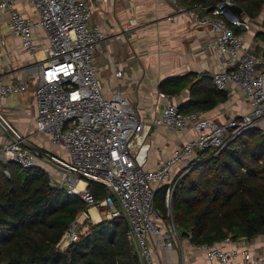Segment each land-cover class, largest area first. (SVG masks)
<instances>
[{
  "label": "built area",
  "instance_id": "obj_1",
  "mask_svg": "<svg viewBox=\"0 0 264 264\" xmlns=\"http://www.w3.org/2000/svg\"><path fill=\"white\" fill-rule=\"evenodd\" d=\"M33 16L16 9L15 0H0L1 15L7 14L8 30L21 40L22 47L36 55L39 77L34 99L37 106V133H51L53 146L65 154L53 156L30 147L29 138L19 133L8 120L3 101L22 94L29 88V79L0 86V129L4 141L0 145V163H15L24 169L53 168L49 171L52 186L69 195L81 197L87 205L63 235L58 250L66 252L79 242L88 222H94L95 209L100 221L123 219L127 223L126 239L136 247L143 264H171L167 252L183 250L184 230L174 221L175 191L182 186L185 173L202 163L201 152L217 156L240 136L251 130L264 135V56L252 54L246 34L253 23L234 10L237 0H220L204 10H182L179 0H164L174 10L186 11L193 22L209 28L212 38L205 44L216 55L220 70L213 75L214 85L226 91L230 84L238 87L249 104L239 118L215 123L199 112L183 113L172 97L160 92L166 104L151 123L140 120L134 106L116 89L106 97L95 67L97 53L106 40L104 30L91 25L93 11L84 0H28ZM43 32L47 46L39 47L35 36ZM116 78L123 76L116 71ZM152 126L182 133L194 129L197 136L177 147L170 158L157 168L146 169V143ZM195 169V168H194ZM9 177L8 170L4 171ZM60 178H57L59 177ZM101 184L105 197L98 199L90 184ZM80 184L83 188L78 189ZM178 184V185H177ZM165 188L163 215L155 206L156 191ZM219 243L196 246L203 253L202 264H230L239 254L243 264H264L263 256L242 251H225ZM180 264H189L186 259Z\"/></svg>",
  "mask_w": 264,
  "mask_h": 264
},
{
  "label": "crops",
  "instance_id": "obj_2",
  "mask_svg": "<svg viewBox=\"0 0 264 264\" xmlns=\"http://www.w3.org/2000/svg\"><path fill=\"white\" fill-rule=\"evenodd\" d=\"M15 1L19 12L33 16V6L28 0ZM84 1H88L92 7L91 25L106 33L102 51L95 58L103 93L110 97L119 88L134 106L140 120L151 123L158 117L166 104L165 100L159 98L160 92L172 97L181 110L189 108L194 83L208 78L215 87L213 75L220 70L219 61L213 51L205 48L213 35L209 28L196 25L186 11L174 10L164 0ZM179 3L182 10L198 9L201 16L207 14L204 10L212 8ZM242 18L251 19L244 12ZM8 19L7 14L0 13V86L28 79L30 83L26 92L5 98L3 107L6 116L19 133L29 138L30 147L59 157L65 154L63 148L53 146L50 132L37 133L35 127L37 66L43 56L40 53L34 55L22 47L21 40L9 32ZM253 25L252 31L246 34V42L252 54L260 57L264 54V40L256 39L262 30L258 25ZM35 39L39 47L48 44L43 32L37 33ZM116 71H122L123 76L116 78ZM224 92L227 101L212 109L189 110L186 113L199 112L203 117L222 124L248 112L249 104L238 87L230 84ZM196 136L194 129L178 133L165 127L152 126L146 141L151 148L147 153L145 168H157L171 157L177 147ZM3 141L4 134L0 129V145ZM45 169L53 175L57 174L51 167ZM184 244L183 250L167 252L171 264H180L185 259L189 264H202L203 253L187 241ZM222 248L225 251L247 248L254 256H263L264 235L252 240H232ZM230 264H243L242 255L239 254Z\"/></svg>",
  "mask_w": 264,
  "mask_h": 264
},
{
  "label": "trees",
  "instance_id": "obj_3",
  "mask_svg": "<svg viewBox=\"0 0 264 264\" xmlns=\"http://www.w3.org/2000/svg\"><path fill=\"white\" fill-rule=\"evenodd\" d=\"M179 1L206 7L220 2ZM237 7L256 19L264 13V0H237ZM235 11L242 18V13ZM227 98L210 79L203 78L191 88L190 109L181 111L212 109ZM200 158L202 163L175 191L174 221L184 230V237L201 246L264 235L262 132L251 130L217 156L201 152ZM99 192L96 197L101 199ZM164 197L165 188L156 191L158 210L163 208ZM87 208L81 197L52 186L44 169L0 163V264H143L135 246L126 239L123 219L86 223L79 242L60 252L63 235Z\"/></svg>",
  "mask_w": 264,
  "mask_h": 264
},
{
  "label": "rangeland",
  "instance_id": "obj_4",
  "mask_svg": "<svg viewBox=\"0 0 264 264\" xmlns=\"http://www.w3.org/2000/svg\"><path fill=\"white\" fill-rule=\"evenodd\" d=\"M249 21H251V22L254 23L255 25H258V27L262 30L261 34L258 36V38H257L256 40H257V41H258V40H264V13H262V14H261L259 17H257L256 19H250ZM200 159H201V158H200ZM195 165H196V167L198 166V165H197V161H194V163L192 164V166H195ZM196 167H194V168H196ZM194 168L189 169V170L185 173V175H184V177H183V180H181L180 182H183V183H184V181H185V176H186L189 172H191ZM57 175H58V174H57ZM57 178H60V176L57 177ZM183 183H182V184H183ZM177 185H178V184H177ZM91 187H92L91 190L95 193V195H96V194H99V193H100L99 191H101V195H99L100 198L102 199V198L105 197V191H104V187H103V185H101V184H96V183H92V186H91ZM159 210H160L161 214H163V215L166 214L165 205H163V208H162V209L159 208ZM99 218H100V216H99ZM102 219H103V221H105L103 217H102ZM100 222H102V221H100V219H99L98 222H92V223H93V224H98V223H100ZM84 232H85V231H84ZM135 249H136V247H135Z\"/></svg>",
  "mask_w": 264,
  "mask_h": 264
},
{
  "label": "bare ground",
  "instance_id": "obj_5",
  "mask_svg": "<svg viewBox=\"0 0 264 264\" xmlns=\"http://www.w3.org/2000/svg\"><path fill=\"white\" fill-rule=\"evenodd\" d=\"M83 186H84V184H80L79 187H78V189L83 188ZM91 213H92L95 221L99 220V217H98L95 209H92L91 210Z\"/></svg>",
  "mask_w": 264,
  "mask_h": 264
},
{
  "label": "water",
  "instance_id": "obj_6",
  "mask_svg": "<svg viewBox=\"0 0 264 264\" xmlns=\"http://www.w3.org/2000/svg\"><path fill=\"white\" fill-rule=\"evenodd\" d=\"M235 10L239 11V13H242V10L238 7H236ZM263 56H264V54H263Z\"/></svg>",
  "mask_w": 264,
  "mask_h": 264
}]
</instances>
